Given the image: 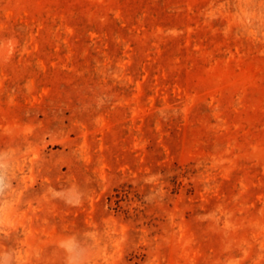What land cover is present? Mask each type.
I'll return each mask as SVG.
<instances>
[{"label":"rangeland","instance_id":"374dc122","mask_svg":"<svg viewBox=\"0 0 264 264\" xmlns=\"http://www.w3.org/2000/svg\"><path fill=\"white\" fill-rule=\"evenodd\" d=\"M264 264V0H0V264Z\"/></svg>","mask_w":264,"mask_h":264},{"label":"clouds","instance_id":"9594fccd","mask_svg":"<svg viewBox=\"0 0 264 264\" xmlns=\"http://www.w3.org/2000/svg\"><path fill=\"white\" fill-rule=\"evenodd\" d=\"M63 246L67 250H69L70 252L73 253V255L68 260V264H81V262L76 259L77 254L74 252L72 244L71 243H65V244H63Z\"/></svg>","mask_w":264,"mask_h":264}]
</instances>
